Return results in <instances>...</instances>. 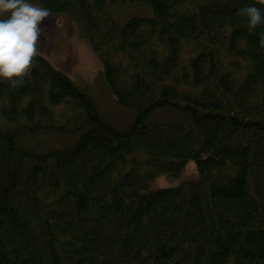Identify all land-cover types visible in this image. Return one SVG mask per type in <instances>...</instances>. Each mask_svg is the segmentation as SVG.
<instances>
[{
    "label": "trees",
    "instance_id": "16d2710c",
    "mask_svg": "<svg viewBox=\"0 0 264 264\" xmlns=\"http://www.w3.org/2000/svg\"><path fill=\"white\" fill-rule=\"evenodd\" d=\"M31 2L75 22L134 116L112 126L40 54L0 78V264H264V24L238 14L264 0Z\"/></svg>",
    "mask_w": 264,
    "mask_h": 264
},
{
    "label": "rangeland",
    "instance_id": "374dc122",
    "mask_svg": "<svg viewBox=\"0 0 264 264\" xmlns=\"http://www.w3.org/2000/svg\"><path fill=\"white\" fill-rule=\"evenodd\" d=\"M147 14L148 12L145 11L144 15ZM0 16L6 17L7 14H0ZM39 27L42 30L39 54L45 57L56 69L66 74L76 85L87 89L102 116L112 126L123 128L129 124L134 112L119 106L108 91L103 81L100 61L78 34L75 22L64 13H51L50 17L44 20ZM162 111L155 112L153 115L156 114L155 118L157 119L153 115L152 119L157 122L172 121L174 114ZM53 135L56 136L52 137ZM73 140L72 136L62 137L57 134H47L41 142L48 147L65 148L71 145ZM195 175L194 163L189 162L177 176L158 177L148 182L145 189L155 190L161 187L174 186L182 181L192 180Z\"/></svg>",
    "mask_w": 264,
    "mask_h": 264
},
{
    "label": "clouds",
    "instance_id": "9594fccd",
    "mask_svg": "<svg viewBox=\"0 0 264 264\" xmlns=\"http://www.w3.org/2000/svg\"><path fill=\"white\" fill-rule=\"evenodd\" d=\"M0 14H7L0 19V78L13 88L23 86L39 55V25L51 13L31 0H0ZM238 14L248 19L251 28L264 24V12L256 6L242 8Z\"/></svg>",
    "mask_w": 264,
    "mask_h": 264
}]
</instances>
